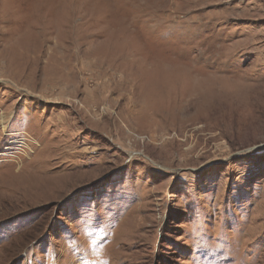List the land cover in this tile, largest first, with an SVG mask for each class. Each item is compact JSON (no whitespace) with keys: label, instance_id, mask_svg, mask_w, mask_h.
Wrapping results in <instances>:
<instances>
[{"label":"rangeland","instance_id":"obj_1","mask_svg":"<svg viewBox=\"0 0 264 264\" xmlns=\"http://www.w3.org/2000/svg\"><path fill=\"white\" fill-rule=\"evenodd\" d=\"M0 264H264V0H0Z\"/></svg>","mask_w":264,"mask_h":264}]
</instances>
